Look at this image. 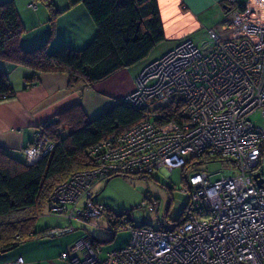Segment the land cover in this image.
<instances>
[{"label":"built area","instance_id":"2783aa9c","mask_svg":"<svg viewBox=\"0 0 264 264\" xmlns=\"http://www.w3.org/2000/svg\"><path fill=\"white\" fill-rule=\"evenodd\" d=\"M253 8L246 12L237 8L232 20L224 22L235 29L233 37L217 40L216 32L208 29V43L180 42L143 66L124 102L156 116L158 108L173 99L177 86L186 100L179 119L139 120L125 133L89 149V167L73 171L54 187L53 214L68 220L101 216L105 207L95 205L91 189L112 175L153 173L164 167L161 156L179 168L208 148L207 154L229 159L232 167L214 180L206 172L186 176L181 191L187 192L190 206L198 205L182 221L165 218L153 228L133 225L128 215L120 217L124 223L117 226L130 233L124 247L101 258L86 233L60 254L61 259L73 264H264V178L260 171L264 130L250 120L256 111L264 119V22H253L256 13L251 11L257 7ZM149 76L157 80L148 82ZM158 79L164 83L151 87ZM220 97L224 99L217 106ZM33 135L23 149L29 164L53 148L43 131ZM254 165H259L253 170L262 185L250 173ZM141 205L149 211L155 206L143 201ZM71 230L67 226L50 233ZM21 261L18 257L14 262Z\"/></svg>","mask_w":264,"mask_h":264},{"label":"trees","instance_id":"16d2710c","mask_svg":"<svg viewBox=\"0 0 264 264\" xmlns=\"http://www.w3.org/2000/svg\"><path fill=\"white\" fill-rule=\"evenodd\" d=\"M31 1L33 0L29 3ZM42 1L47 9V21L51 31L44 42L31 48H24L21 45L20 36L24 26L13 1H0V63L31 69V74L24 77L25 86L32 85L39 72H65L69 85L77 82L86 85L97 83L119 69L129 67L144 58L150 49L164 38L156 0H66L64 9L77 4L84 8L93 22L94 33L80 48L57 44L48 50L47 43L52 30H55V19L62 10L56 8L52 0ZM225 4L229 7L227 3ZM240 4L238 8L243 11ZM34 5V8L31 5L29 7L35 10L37 4ZM211 28H205L206 41L209 40L207 30ZM14 95L15 91L7 74L0 66V101L10 99ZM180 109L179 105H166L158 109L156 116L147 115L144 109L130 106L119 98L100 113L88 117L81 103L76 102L58 113L57 119L52 118L49 123L47 120L42 122L46 127V137L53 143V148L35 162L26 163L0 146V255L16 251L28 240L47 237L42 235L45 227L34 229L36 216L43 205L50 202L51 198L48 199V196L53 186L64 182L73 171L89 167V149L128 130L139 120L165 123L178 119ZM62 123L68 128L65 134L60 132L59 125ZM219 158L217 155L207 154L205 158L188 159L186 164L178 168L182 173L183 183L186 184L184 172L187 169H192L189 175L195 172L207 173L205 169L200 168V164ZM153 173L112 175L103 183L114 176L145 179L151 178ZM190 209L192 207L187 202L181 214L176 219L169 220L182 221ZM119 215L106 207L101 215L110 224L109 228L112 227L113 232L109 239H113L120 229L117 223H124ZM83 234L86 233L78 235L70 245ZM90 237L92 244L103 241L91 235ZM129 237L130 233L124 244L108 249L102 255L100 254L102 247H99V257L104 258L108 251L124 247ZM18 257L20 256H16L8 263H13ZM61 260L67 263V259Z\"/></svg>","mask_w":264,"mask_h":264},{"label":"crops","instance_id":"0c3cea01","mask_svg":"<svg viewBox=\"0 0 264 264\" xmlns=\"http://www.w3.org/2000/svg\"><path fill=\"white\" fill-rule=\"evenodd\" d=\"M12 1L24 26V31L20 36L21 45L24 48H31L44 42L48 33L43 24L44 18L47 16L46 10L44 8L42 12L37 8L32 10L28 5L30 0ZM52 1L55 7L62 11L55 19V30L50 44L61 43L74 48L86 44L94 33V25L84 8L77 4L69 9H64L66 0ZM237 1L245 3L248 8H251L250 0ZM156 2L164 33L162 41L168 42V47L176 45L183 38L198 36L199 32L205 28H218L227 12L225 0H156ZM262 5H264L263 0L261 1V10L263 8L262 17L264 18V6L262 7ZM230 35L231 33H228L223 36L230 37ZM0 66L6 72L15 91L14 97L0 101V146L7 149L12 155L16 150L22 151L30 142L37 121L49 120L54 114L76 102H80L84 106V96H80L81 91L78 89L81 87L70 88L67 86V75L63 72H39L32 82L33 84L25 86L23 85L24 77L31 74V69L3 62L0 63ZM131 82L133 81L131 80ZM91 86L98 87L100 84L97 82ZM94 90L97 104H93L94 109H92L91 116L112 105L114 100L118 99L119 94L121 96V92L112 90L111 94H108L110 97L105 102L103 101L105 96L96 93L97 88ZM91 99L93 100V98ZM101 101L104 104L99 106ZM52 226L54 225L44 227ZM111 240L107 238V241ZM66 245L67 243L59 240L53 249V237L34 238L20 245L16 251L2 253L0 264H9L8 261L16 256L21 257L20 264H67L58 258L60 250Z\"/></svg>","mask_w":264,"mask_h":264},{"label":"rangeland","instance_id":"374dc122","mask_svg":"<svg viewBox=\"0 0 264 264\" xmlns=\"http://www.w3.org/2000/svg\"><path fill=\"white\" fill-rule=\"evenodd\" d=\"M250 1L253 4H255V7H257V8L254 7L255 8L254 12L251 11L252 13H256L255 18H253V22L258 21V20H260V22H264V18L262 17L263 8L261 10V2L255 3L252 0H250ZM225 2L229 6V7H227V12L225 13L226 17L220 23V26L218 27L219 29L218 28H211V31H210V32H212V31L216 32L217 40L218 39H227V38L233 37L235 35L234 34L235 29L233 28V26H231L230 24L228 25L227 23H224V22L225 21L229 22L230 20H232V16L235 12L234 10H236L238 8V6H239L238 4H240V3L237 0H225ZM35 3L37 4V10L38 11L42 12V10L44 8L47 12V9L44 6V3L42 0H33V1H31V3H28V5L29 4H35ZM252 3L249 5L251 8L254 6ZM240 5H242V9L244 10L243 12H246L248 9L247 5H245V3H242ZM263 6L264 5H262V7ZM43 24H44V27L47 28V30H48V33H47V35H48L49 31H51V27L47 21V16H45ZM37 26H39V25H37ZM53 31L54 30H52L50 38H49L48 43H47V49L48 50L52 49L57 44H61V43H57L54 45L50 44L51 41L53 40ZM219 31H221V32H219ZM228 33H231L230 37H224L223 36V35H228ZM191 38H183L176 45L171 46V47L174 48L175 46L180 44V42H184L187 40H191L194 44H197V45H200L204 41H205V43H208V41H206L207 37H206L205 29L200 31L198 36H193V38L192 39ZM171 47H168V42L161 41V42L157 43L155 46H153L150 49V51L148 52V54L144 58L140 59L139 61H137L136 63L132 64L129 67L119 69L117 72H115L111 76L99 81L100 86H98V87L91 86V84L86 85V84H83L81 82H77V83L69 85L68 81H67V86H69L70 88H72V87L76 88L78 86L81 87L82 90L80 88H78V89H79V91H81L80 96L81 97H82V95L84 96L83 97V105L84 106H82V107H84L83 110H84L85 114L89 117L92 114V109H94L93 104H97L95 102L96 98H97L96 94L94 92L95 88H97L96 93L105 96L103 99V101H105V102L110 97L108 94H111L112 90L117 91V92L118 91L121 92V96L119 94L118 99L120 98L121 101L124 102V100L122 98H124V96L128 95L129 92H131L133 90L134 84L136 85L135 80L138 77V74H139L138 72L141 71L143 66L155 58H160L164 53H166L168 50H170ZM63 73L66 74L65 72H63ZM134 74H135V76H134ZM67 79H68V77H67ZM153 79L154 78H150V76H149V79L147 81L150 82V80H153ZM131 80L133 82H131ZM154 80H157V79H154ZM131 83H133V85H131ZM163 83H164V81L162 79H158V82L154 86H151V87H155V86L161 85ZM116 88H119V89H116ZM156 88H159V86ZM175 91H176V93L174 95H172L173 99L168 103V105H173V106L179 105L180 108H184L186 100L181 96L177 86H175ZM233 96H236V95H233ZM91 98H93V100ZM223 99L224 98L220 97L219 100L215 101V104L218 106V102L219 101L221 102ZM103 101L100 102L99 106L104 104ZM109 102H110V100H109ZM114 102H116V100H114ZM124 103H127V101H125ZM88 104L90 107L89 106L87 107ZM90 104H92V105H90ZM133 107L139 108V106H133ZM162 108H164V107H162ZM139 109H142V108H139ZM180 111H181V109H180ZM57 114H54V116H52L50 118L51 119L52 118L57 119L58 118ZM51 119L47 120V122L49 123L51 121ZM178 119L176 118L173 120H178ZM250 120L256 126H259L264 130V119L261 118L258 111H256L255 113H253L250 116ZM59 127L61 130L60 132L63 134H65L66 131L68 130V128L66 127V125L64 123L60 124ZM39 131H43L44 133H46V127H45V125H43L42 122L37 121V123H35V125H34V130H33V133L31 135L30 142L27 144V146L31 144L32 139L34 137V135H33L34 132H39ZM204 144H207V143L204 142ZM188 150H190V149H188ZM207 151H208V148H204L200 152V154L196 153L195 155H197L198 157H204L205 158L207 156ZM204 153H206V154H204ZM13 156H15L18 159L24 160V162L27 163V160H26L27 156H26V153L24 152V150L14 151ZM197 156H194L193 158H196ZM88 157H89V155H88ZM161 157L163 159H161L160 162L163 164L164 167L162 168V166H159L160 169L156 170L152 174L151 178L148 177V178L144 179V178H137V177L129 178V177H122V176H114V177L110 178L105 184L102 181V183H99L98 185L94 186L93 189H91V192H93V195H94L93 201H94L95 205L96 206L104 205L106 208L111 210L114 214H120L119 216L121 218H124L127 215H129L130 218L132 219L133 224H135V225H146L148 227L155 228L160 224V222L164 221L165 218L176 219L177 216H179L181 214L183 208L187 204L188 195H187V192L185 193V191L184 192L181 191V190L185 189V184L182 181V173H181L180 169L177 168L178 166H175L176 164L168 163L167 162L168 159L166 157L165 158H164V156H161ZM260 159H262L260 171L264 177V150L262 152V157ZM254 166H252L251 171H250V173L253 174V177H254V175L257 174V173H254L253 169L259 168V165H254ZM201 167L203 169H205V171H207V173L210 176V179L214 180V179H217L221 176L222 170L227 169V168H231L232 165L229 164V159H226L225 161H223L221 158H219V160H216V161H211V162H207L204 164H200V168ZM191 170L192 169H187L184 172L185 176L189 175ZM246 171H247V169H246ZM144 174H147V173H144ZM255 179L256 180L260 179L258 174H257V177ZM55 186H53V189ZM263 186H264V184H263ZM53 189L50 192L48 199L51 198L52 193H53ZM149 199H150V203H148ZM50 200H51L50 204L49 203L47 204V202H46V204L43 205V208H41V210L37 214L36 219L34 221V229L35 230L41 229L44 226L53 224L54 225L53 227H48V228L45 227V229L42 233V235H45L47 237L51 236L53 234V233H50L53 229L54 230H60L63 228H67V226H71L72 229H74L72 232L66 231V232H63L61 234L54 235V237H53V249L56 247V243L59 240H61L64 243H67L66 246H68V244H69V246L66 248V250H67L74 243L73 242L70 245V243L75 239V237L78 236L79 234H82V233H89L92 237H94L96 239L103 240L102 242L94 244L98 249L102 245V253L100 252L101 255L103 254L104 251L118 247V246H120L126 242L128 236H129V231L127 229H124V227H120V229L116 232L114 238L111 241H106L107 238L110 237L111 233H109L107 230L109 228L110 224L107 223L106 218L104 216L99 215L96 218L90 219V217H89V219H82V220H78V219H76V217H74V218L68 220V219L64 218L63 216H60L58 214L57 215L53 214V206L51 205V203H53V201H52V199H50ZM142 201H143V203H147L148 207L153 206L155 204L153 210L149 211L146 206L143 207L141 205ZM82 202L83 201L80 199L79 203H82ZM167 204H169V205H168V208L166 209ZM196 205H198V204L193 202L191 204V207L193 208ZM76 244H78V243H76ZM80 246H82V245L78 244L77 247L83 248ZM63 251L64 250H62L59 253V258L61 257L60 254ZM10 264H20V263L13 262ZM67 264H73V262L70 261L69 259H67Z\"/></svg>","mask_w":264,"mask_h":264},{"label":"water","instance_id":"95a60500","mask_svg":"<svg viewBox=\"0 0 264 264\" xmlns=\"http://www.w3.org/2000/svg\"><path fill=\"white\" fill-rule=\"evenodd\" d=\"M254 177L256 178L257 177V174L254 175ZM256 181H257V184L258 185H262V183H263V180L262 179H257Z\"/></svg>","mask_w":264,"mask_h":264},{"label":"bare ground","instance_id":"6f19581e","mask_svg":"<svg viewBox=\"0 0 264 264\" xmlns=\"http://www.w3.org/2000/svg\"><path fill=\"white\" fill-rule=\"evenodd\" d=\"M147 199V198H146Z\"/></svg>","mask_w":264,"mask_h":264}]
</instances>
